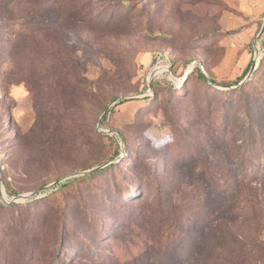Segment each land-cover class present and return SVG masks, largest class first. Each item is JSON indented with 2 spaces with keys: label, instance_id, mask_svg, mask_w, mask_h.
<instances>
[{
  "label": "rangeland",
  "instance_id": "rangeland-1",
  "mask_svg": "<svg viewBox=\"0 0 264 264\" xmlns=\"http://www.w3.org/2000/svg\"><path fill=\"white\" fill-rule=\"evenodd\" d=\"M263 23L264 0H0V264H264Z\"/></svg>",
  "mask_w": 264,
  "mask_h": 264
},
{
  "label": "trees",
  "instance_id": "trees-1",
  "mask_svg": "<svg viewBox=\"0 0 264 264\" xmlns=\"http://www.w3.org/2000/svg\"><path fill=\"white\" fill-rule=\"evenodd\" d=\"M195 69L198 71V75L199 77L202 79V81L208 85H212L215 81L211 80L210 78H205L203 73L201 72V70L198 68V67H195ZM244 76V75H243ZM243 76L239 77L238 80H236L233 84H238L242 79H243ZM238 90H242V86H238L236 87ZM105 118V117H104ZM104 120V119H103ZM249 125L247 126V129H248ZM254 128V131L252 130L251 132L247 130V133L244 137V151H246V156L247 155H256L258 156L259 158H264V131L262 128H256L255 126L252 127ZM264 167V165H263ZM246 169L245 168V172H246ZM104 168L102 169H98V170H94L92 172H89L87 174H84L82 178H86V177H89L91 175H96L98 174L99 172L103 171ZM254 174H257V171L254 172ZM68 182L64 183V184H67ZM165 193V192H163ZM168 199V196H166V193H165V196H162L160 198V203H162L164 206H168V202L167 200Z\"/></svg>",
  "mask_w": 264,
  "mask_h": 264
},
{
  "label": "water",
  "instance_id": "water-1",
  "mask_svg": "<svg viewBox=\"0 0 264 264\" xmlns=\"http://www.w3.org/2000/svg\"><path fill=\"white\" fill-rule=\"evenodd\" d=\"M263 29H264V23H263V25H262V27H261V32L263 31ZM193 64H191V66H192ZM190 66V67H191ZM254 65H253V62H252V64H251V67H250V69H249V71H248V73H247V75H246V77L245 78H243L237 85H241V84H243L245 81H246V79L248 78V75L252 72V70L254 69V67H253ZM200 67V69H202L201 67V65L199 66ZM154 74H155V71H152L150 74H149V80H151V78H153V76H154ZM148 80V81H149ZM236 85V86H237ZM227 87H230V86H227ZM123 100V98H118V101H122ZM104 165H106V164H102V165H99V166H96V167H93V168H91V169H88V170H84V171H81V172H78V173H75L74 175H84V174H87V173H89V172H92V171H94V170H98V169H100V168H102V167H104ZM59 182V180L58 181H55L54 183H51L50 185H47V186H45V187H43V188H41V189H39V190H37V191H34V192H32V193H30V194H27V195H20L19 197H20V199H28V197H31V196H34V195H37L38 193H41L42 191H46V190H48L51 186H53L54 184H56V183H58Z\"/></svg>",
  "mask_w": 264,
  "mask_h": 264
},
{
  "label": "built area",
  "instance_id": "built-area-1",
  "mask_svg": "<svg viewBox=\"0 0 264 264\" xmlns=\"http://www.w3.org/2000/svg\"><path fill=\"white\" fill-rule=\"evenodd\" d=\"M156 69H157V68H156ZM156 69H155V70H156ZM155 72H156V71H155Z\"/></svg>",
  "mask_w": 264,
  "mask_h": 264
}]
</instances>
